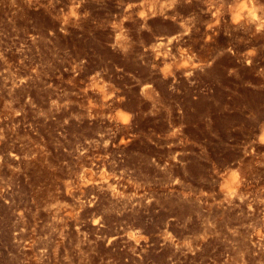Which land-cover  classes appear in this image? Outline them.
<instances>
[{
	"label": "rangeland",
	"instance_id": "1",
	"mask_svg": "<svg viewBox=\"0 0 264 264\" xmlns=\"http://www.w3.org/2000/svg\"><path fill=\"white\" fill-rule=\"evenodd\" d=\"M0 264H264V0H0Z\"/></svg>",
	"mask_w": 264,
	"mask_h": 264
}]
</instances>
